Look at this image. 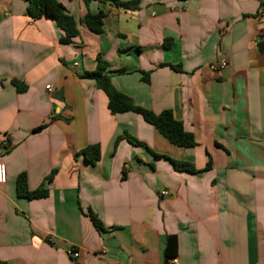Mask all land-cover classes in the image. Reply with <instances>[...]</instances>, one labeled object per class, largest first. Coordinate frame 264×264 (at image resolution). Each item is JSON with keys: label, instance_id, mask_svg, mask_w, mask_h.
<instances>
[{"label": "crops", "instance_id": "1", "mask_svg": "<svg viewBox=\"0 0 264 264\" xmlns=\"http://www.w3.org/2000/svg\"><path fill=\"white\" fill-rule=\"evenodd\" d=\"M58 1L78 22L103 10L104 32L79 24L63 44L56 21L28 16L27 0H0V264H165L170 235L167 264H264V0H141L135 11ZM99 55L119 92L171 110L197 145L171 144L134 112L112 114L81 77ZM221 59L229 67L212 72ZM91 145L95 164L82 153ZM22 173L48 196H19Z\"/></svg>", "mask_w": 264, "mask_h": 264}, {"label": "trees", "instance_id": "2", "mask_svg": "<svg viewBox=\"0 0 264 264\" xmlns=\"http://www.w3.org/2000/svg\"><path fill=\"white\" fill-rule=\"evenodd\" d=\"M27 14L33 20H39L43 17H48L56 21L58 26L64 32V36L60 39L63 44H70L73 40L79 36V24L89 29L95 34H102L104 32V18L106 16L103 10L97 14L87 13L79 22L68 12L67 8L58 0H27ZM86 5L92 0H85ZM100 3L105 4L107 1H111L114 5L122 7L127 10L135 11L139 9L141 0H131L123 2L120 0H98ZM260 49L264 50V42L260 43ZM108 62L102 59L99 55L97 57V68L91 72H84L81 77L84 79H91L95 81L96 87L103 91L108 98V109L112 114L134 112L141 115L144 120L151 124L156 130L163 135L171 144L188 149L195 147L196 141L193 134L187 132L184 129V125L181 121L177 120L171 110H164L159 114L152 112L149 109L138 106L134 103L133 99L129 96L119 92L111 81V75L108 72ZM175 70L181 71V68L174 67ZM124 70L117 71V73H124ZM144 80L149 81V74L144 73ZM13 84L16 86L18 92H24L27 86L24 83L14 80ZM44 128L41 126L35 131H40ZM120 137L116 141V146ZM128 141L136 145H142L141 142L127 136ZM86 160L95 164L101 158V150L99 145H91L82 151ZM174 166L179 171H188L195 173L197 170L192 164L181 163L173 161ZM206 169H209L207 165ZM52 179V175L48 178ZM17 192L21 197L28 199L44 198L48 196V191L42 185L39 189L30 191L28 189L27 177L24 173L18 176L17 180ZM95 227L99 231H104L105 228L94 214L90 215ZM178 241L175 235H170L166 239L164 249V260L167 264L168 260L174 258L177 254Z\"/></svg>", "mask_w": 264, "mask_h": 264}, {"label": "built area", "instance_id": "3", "mask_svg": "<svg viewBox=\"0 0 264 264\" xmlns=\"http://www.w3.org/2000/svg\"><path fill=\"white\" fill-rule=\"evenodd\" d=\"M257 19H258V21L261 24L264 25V4H262L260 6L259 13L257 15ZM74 66L78 67L79 64L75 63ZM228 67H229V63H228V61L226 59H221L219 61H214V62L210 63V65H209L210 70L212 72H214V73L221 72V71L225 70ZM48 89L50 90V86H48ZM0 145H2V147H3V146H6L7 144H6L5 141H2L0 139ZM6 181H7L6 165H5L4 161L2 160V158L0 157V184L3 185V184L6 183ZM162 195L166 196V195H168V192L164 191V192H162ZM70 255H72L74 258H78L80 254L76 250H71L70 251Z\"/></svg>", "mask_w": 264, "mask_h": 264}, {"label": "water", "instance_id": "4", "mask_svg": "<svg viewBox=\"0 0 264 264\" xmlns=\"http://www.w3.org/2000/svg\"><path fill=\"white\" fill-rule=\"evenodd\" d=\"M111 244H112V241H111Z\"/></svg>", "mask_w": 264, "mask_h": 264}]
</instances>
